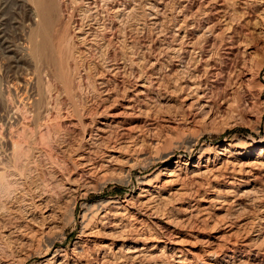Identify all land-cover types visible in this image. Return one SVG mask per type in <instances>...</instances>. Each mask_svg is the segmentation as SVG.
<instances>
[{
	"label": "rangeland",
	"instance_id": "obj_1",
	"mask_svg": "<svg viewBox=\"0 0 264 264\" xmlns=\"http://www.w3.org/2000/svg\"><path fill=\"white\" fill-rule=\"evenodd\" d=\"M73 1L58 0L67 39L63 70L54 72L21 49L25 8L0 0V264H44L57 250L53 264H221L208 253L234 246L240 254L230 264H264V172L253 185L231 171L252 164L264 143V0H99L91 21L87 2ZM86 32L92 37L84 40ZM29 77L38 80L34 90L26 88ZM195 78L200 90L191 91ZM137 79L148 87L138 98L142 115L103 135L96 159L84 152L104 164L90 176L73 151L82 137L73 106L120 112L139 92ZM252 146L255 155L242 159ZM115 147L127 156L106 167L100 157ZM221 149L230 151L222 156ZM227 162V173L195 178L194 165L204 171ZM169 171L181 178L174 186L164 184ZM144 183L158 188L150 205L151 197H141ZM110 199L129 200L115 229L103 228L90 209ZM140 248L147 254L131 260L129 251Z\"/></svg>",
	"mask_w": 264,
	"mask_h": 264
},
{
	"label": "bare ground",
	"instance_id": "obj_2",
	"mask_svg": "<svg viewBox=\"0 0 264 264\" xmlns=\"http://www.w3.org/2000/svg\"><path fill=\"white\" fill-rule=\"evenodd\" d=\"M76 1V0H75ZM75 1H73V2H75ZM81 1H83V0H81ZM86 2H87V4L85 3V2H83V3H85V5H87L86 7L87 8H89L88 10H90V12H91V15L88 17L90 20L89 21H91V18H94V14H96V11H97V7H96V4H97V2L99 1V0H85ZM154 1V0H153ZM156 1H158V0H156ZM187 1H189V0H187ZM203 1V0H202ZM216 1V0H215ZM70 2V1H69ZM104 2H106L107 4L106 5H108L109 4V6H110V3H109V0H104ZM160 2V1H159ZM207 2V1H206ZM18 3H20V5H22L24 8H25V16H26V18H28V23L25 25L26 26V29H27V31H26V37L24 36V37H22V41H24V44H23V47L21 48L22 50H23V52H25V54L32 60V61H34L35 60V62L37 61L41 66H42V63H49V64H51L52 66H53V68H54V72L57 70L58 71V68L60 69V67L62 66L61 65V61H62V56L60 55L61 54V48L63 47L62 46V44L63 43H65V40L67 39V37H66V28L67 27H65V25L62 23V15L60 14V4H59V2H58V0H18ZM79 3V2H78ZM78 3H74V4H78ZM162 3V2H161ZM160 3V4H161ZM164 3V2H163ZM264 3V2H263ZM63 4V3H62ZM65 4V3H64ZM209 5L211 4V3H208ZM73 5V4H72ZM80 5V4H79ZM207 6V5H206ZM5 7H8V3L7 2H5ZM77 7V6H76ZM85 7V6H84ZM79 8V7H78ZM74 9H76V8H74ZM109 9V8H108ZM121 9V8H120ZM127 9V8H126ZM149 9V8H148ZM87 10V11H88ZM111 10V9H110ZM117 10V9H116ZM105 11V10H104ZM120 11V10H119ZM123 10H121L120 12H122ZM162 11V10H161ZM85 12V11H84ZM88 13V12H87ZM199 13V12H198ZM219 13V12H218ZM83 14V13H82ZM85 14V13H84ZM90 14V13H89ZM153 14V13H152ZM88 15V14H87ZM99 15V14H98ZM157 15V14H156ZM160 15V14H159ZM73 16V15H72ZM157 16H155L154 18H152V20L154 19V20H157V18H156ZM160 17V16H159ZM206 17V16H205ZM84 18H85V15H84ZM95 18H98V17H95ZM83 19V18H82ZM151 19V18H150ZM162 19V18H161ZM94 20H98V19H94ZM107 20V19H106ZM73 21V20H72ZM86 21V20H85ZM103 21V20H102ZM96 22H98V21H96ZM79 23V22H78ZM83 23V22H82ZM158 23V22H157ZM160 23V22H159ZM150 24H152V23H150ZM98 25V24H97ZM159 25V24H158ZM89 26V25H88ZM84 27V26H83ZM83 27H82V29H83ZM94 27V26H93ZM212 27V26H211ZM90 28V27H89ZM79 29V28H78ZM88 29V28H87ZM86 29V30H87ZM206 29V28H205ZM208 29V28H207ZM84 30V29H83ZM91 30V29H90ZM77 31V30H76ZM78 31H80V29L78 30ZM89 31V30H88ZM177 31H179V30H177ZM83 32V31H82ZM84 32H85V30H84ZM92 32V31H91ZM94 32V31H93ZM209 32H210V30H209ZM81 33V32H80ZM79 33V34H80ZM25 34V33H24ZM86 34V35H85ZM83 36L84 37H86L84 40H86V39H88L89 37H92V36H89V33H85ZM101 34V33H100ZM204 35V34H203ZM94 36H95V34H94ZM93 36V37H94ZM176 36V35H175ZM178 36V35H177ZM96 37V36H95ZM100 37V36H99ZM5 38V37H4ZM2 39V38H1ZM82 39V38H81ZM92 38H90V40H91ZM95 39V38H94ZM93 39V40H94ZM177 39V38H176ZM83 40V41H84ZM3 41V40H2ZM92 41V40H91ZM90 41V42H91ZM88 41H86V43H87ZM90 42H88V43H90ZM6 43H7V41H6ZM85 43V42H84ZM93 43V42H92ZM94 43H95V40H94ZM193 43V42H192ZM12 44V43H11ZM178 44H180V42L178 43ZM181 44H182V42H181ZM180 44V45H181ZM184 44H186V43H184ZM97 45V44H96ZM176 45V44H175ZM183 45V44H182ZM62 46V47H61ZM95 46V45H94ZM187 46V47H186ZM11 47V46H10ZM61 47V48H60ZM185 47H186V49L187 50H189V52L191 51V53L193 52L194 53V45L193 44H188V45H185ZM197 47V46H196ZM86 48V47H85ZM90 48V47H89ZM178 49V48H177ZM177 49H175V52H176V54H178L177 52H180L178 55L180 56V55H182V50H183V48L182 47H180V49L179 50H177ZM89 50V49H88ZM11 52H12V50H10ZM63 51V50H62ZM197 51V50H196ZM8 52V51H7ZM174 52V53H175ZM173 53V52H172ZM186 53H188L187 51H186ZM196 53V52H195ZM64 54V53H63ZM190 54V53H189ZM101 55V54H100ZM65 56V55H64ZM177 56V55H176ZM103 57V56H102ZM166 57V56H165ZM160 58V57H159ZM208 59V58H207ZM30 60V61H31ZM202 60V59H201ZM63 61H64V59H63ZM34 62V63H35ZM63 63V62H62ZM156 63V62H155ZM154 63V64H155ZM39 64H36V66L37 65H39ZM48 64V65H49ZM154 64H153V66H154ZM44 65V64H43ZM111 65V64H110ZM114 65V64H113ZM152 65V64H151ZM52 66H48L47 67V64H46V67H47V69H49V67H52ZM152 66V67H153ZM44 68H45V66H43ZM113 67V66H112ZM36 68V67H35ZM56 69V70H55ZM94 69V68H93ZM115 69V68H114ZM117 69V68H116ZM115 69V70H116ZM45 70H46V68H45ZM62 70H63V66H62ZM113 70V69H112ZM213 70V69H212ZM48 71V70H47ZM49 71H50V69H49ZM59 71H61V70H59ZM58 71V72H59ZM95 71V70H94ZM108 71H110L109 69H108ZM118 71V70H117ZM116 72V71H115ZM36 73H38V72H36ZM61 73V72H60ZM59 73V75H61L62 76V73L60 74ZM55 74V73H54ZM114 74V73H113ZM112 74V75H113ZM141 75V74H140ZM53 76H55V75H53ZM56 76H57V74H56ZM55 76V77H56ZM64 76V75H63ZM197 76V75H196ZM58 77V76H57ZM204 77V76H203ZM30 78V77H29ZM143 78V77H142ZM149 78V77H148ZM31 79V78H30ZM58 79H60L59 77H58ZM62 79H63V77H62ZM35 80V79H34ZM64 80V79H63ZM62 80V81H63ZM131 80V79H130ZM59 81V80H58ZM134 81V80H133ZM137 81H138V83H139V85H138V90H139V92L135 95L134 94V97H130V99H128L127 100V103L122 107V111H120V112H115V111H113L112 109H110V107L111 106H113V105H111V106H109L108 105V107H106L104 110H99V109H97L96 107V109L95 110H91L92 108H90V109H87L85 106L83 107H75L76 105H75V103H73L75 106H73L74 108L73 109H75L74 110V112H73V114L74 115H76L75 117L77 118V123L79 124V126L82 128V137H81V140H79V142H80V144L76 147V148H74V150L73 151H75L76 153H79L78 154V156L77 157H79V159H77V160H81V165L83 166H85L86 168H89V170L87 169V173H88V171H90L91 173V175L90 176H92V174L94 173V175L95 174H98V172H100V170L101 169H104L103 168V165L104 164H102V165H100L99 167H97V165H95V164H97L98 162L100 163V161H98V162H94V160L93 159H89V160H87L86 158H88L89 156H95L96 155V151H101V149H99V150H97V147L100 145V142H102V140L104 139L103 138V135H108V136H111V128L113 127V126H115V125H122V124H124V122H126L127 120H130V119H133V118H136V117H140L141 115H142V112L143 111H141V109H139L138 108V98H141V97H143L144 95H145V92L147 91V89H148V87H147V85L140 79V80H138L137 79ZM64 82V81H63ZM67 83V82H66ZM70 83V82H69ZM156 83V82H155ZM190 88H191V91L193 90V91H198V90H200V84H198V82H197V79L195 78V79H193V80H191L190 82ZM32 86V88H33V90H34V87L36 86V85H39V83H38V80H36V84H34L33 83V78L31 79V81L29 82V83H27V85H26V88L28 87V86ZM63 85V84H62ZM99 85V84H98ZM160 85V84H159ZM64 86V85H63ZM94 86V85H93ZM39 88H40V86H38ZM153 87V86H152ZM64 88V87H63ZM95 88V87H94ZM101 88V87H100ZM182 88V87H181ZM38 89V88H37ZM65 89V88H64ZM66 89H70L71 90V87L69 88L68 86H66ZM96 89V88H95ZM135 89V88H134ZM36 90V89H35ZM69 90V91H70ZM159 90V89H158ZM37 91H40V90H37ZM93 91H95V90H93ZM97 91V90H96ZM106 91V90H105ZM136 91V90H135ZM183 91V90H182ZM67 92V91H66ZM72 92V91H71ZM117 92V91H116ZM43 93V92H42ZM97 93V92H96ZM105 93V92H104ZM127 93V92H126ZM194 93H197V92H194ZM193 93V94H194ZM66 95H68L67 93H66ZM195 95V94H194ZM40 96V95H39ZM102 96V95H101ZM106 98L107 99H110V92H107L106 93ZM146 96V95H145ZM205 97V96H204ZM71 98V97H70ZM113 98V97H112ZM201 98V97H200ZM202 98H203V96H202ZM116 99V98H115ZM119 99V98H118ZM108 101V100H107ZM106 101V102H107ZM115 101H117V100H115ZM148 101V100H147ZM198 101V100H197ZM140 102H141V100H140ZM139 102V103H140ZM94 103V102H93ZM103 103V102H102ZM84 104V103H83ZM101 104V103H100ZM94 105V104H93ZM148 105V104H147ZM194 105V104H193ZM89 107V106H88ZM72 109V110H73ZM73 116V115H72ZM85 121H90L91 122V125H92V127H88L89 125L87 124V123H85ZM122 127V126H121ZM121 127H120V129H121ZM126 129V128H125ZM122 130V129H121ZM127 130H128V128H127ZM126 130V131H127ZM123 131V130H122ZM113 132V131H112ZM118 132V131H117ZM120 133V132H119ZM131 133V132H130ZM114 134H116V132L114 133ZM121 134V133H120ZM128 135V134H127ZM122 135H120V137H121ZM116 137V136H115ZM105 139H106V137H105ZM108 140V139H107ZM110 140H112L113 141V139H111L110 137H109V142H110ZM119 140V139H118ZM117 140V141H118ZM134 140V139H133ZM116 141V142H117ZM121 142H123L122 140H121ZM119 143H120V141H119ZM129 143H130V141H129ZM128 143V144H129ZM103 144V143H102ZM105 144V143H104ZM113 144V143H112ZM111 144V145H112ZM110 145V144H109ZM121 146H123V145H121ZM228 147H231L232 145H227ZM109 148H111L110 146H108ZM227 147V148H228ZM253 147V149H249L247 152H244L243 154H242V156H241V158L242 159H246V158H250V157H252V156H254L255 155V150H254V146H252ZM103 149V148H102ZM106 150H107V156L103 153V155L100 157V158H102L103 160H102V162L103 163H105V165H106V167H114V166H120L119 164V158H121V156H127V153H128V150L126 149V148H123V147H115V148H112V149H107V148H105ZM135 151V150H134ZM221 151H222V153H219V154H221L222 156L224 155V153L225 152H229L230 150H227V149H221ZM259 153L260 154H258V155H256L255 156V159H254V161L252 162V164H242V165H240V167L238 168V169H236V167L235 166H233V165H229V163L227 162V163H224V164H222L223 166H221V167H219V168H217V169H211V168H209V167H207V166H204V168H206L204 171H201V169L199 170V166L197 165H194V168H197V172H196V175H195V178H201L202 176L204 177L205 175H209V176H214L215 174H218V172L220 173V171H225L226 170V173H227V168L228 167H226V165H229V166H233L232 168H231V171H232V173L234 172H237L236 174H238V175H242V174H246V179L247 180H250L251 182H252V184L254 185V184H256V178L257 177H253V175H255V176H257L256 174H257V172H259V171H263L264 172V143L262 144V147L259 149ZM84 152H86L85 153V155H89L88 157L87 156H84ZM81 153V154H80ZM97 157H99V155L97 156ZM93 158V157H92ZM99 158V159H100ZM164 158H166V156L164 157ZM163 158V159H164ZM95 159H96V156H95ZM98 159V158H97ZM104 160H106L105 162H104ZM95 163H93V162ZM123 161V160H122ZM118 162V163H117ZM121 162V161H120ZM208 163L210 162V161H207ZM78 164H79V162H78ZM122 164H124V163H122ZM121 164V165H122ZM199 164V163H198ZM210 164V163H209ZM76 165H77V163H76ZM225 165V166H224ZM238 165V164H237ZM236 165V166H237ZM75 166V165H74ZM81 166V167H82ZM77 167V166H76ZM80 167V166H79ZM127 167H129V166H127ZM78 168V167H77ZM101 168V169H100ZM79 169H81V168H79ZM108 169V168H107ZM180 168H177V170H179ZM223 169V170H222ZM225 169V170H224ZM82 170V169H81ZM105 170V169H104ZM166 170H167V168H166ZM86 171V170H85ZM107 171V170H106ZM230 172V171H229ZM86 173V174H87ZM103 173V172H102ZM106 173V172H105ZM77 174V173H76ZM79 174V173H78ZM231 174V173H230ZM81 175V174H80ZM88 175V174H87ZM164 175H166V173H164ZM220 175H222V174H220ZM235 175V174H234ZM86 176V175H85ZM167 177H168V179H166V182L164 183V184H166L167 186H174L175 184H177L178 183V181L181 179H179V177L177 176V175H175V172L174 171H169V173H167V175H166ZM81 177V176H80ZM79 177V178H80ZM194 177V176H193ZM192 177V178H193ZM216 177V176H215ZM224 177V176H223ZM227 177V176H226ZM65 178V177H64ZM85 178V177H84ZM100 178L101 179H99L100 181H102V182H104V180L105 179H107V175L106 174H104V175H102V174H100ZM217 178V177H216ZM221 178V177H220ZM76 179V178H75ZM74 179V180H75ZM80 179H82V178H80ZM88 179H89V177H88ZM94 179V178H93ZM202 179V178H201ZM200 179V180H201ZM213 179V178H212ZM235 179V178H234ZM233 179V180H234ZM259 179H261V178H257V180L259 181ZM76 181V180H75ZM74 181V182H75ZM80 181H82V180H80ZM99 181V182H100ZM218 181V180H217ZM227 181V180H226ZM236 181H238V179L236 180ZM71 182V181H70ZM79 182V181H78ZM238 182H240V181H238ZM77 182H75V184H76ZM80 183V182H79ZM148 183V182H147ZM147 183H144V188H142V190H141V197L142 198H145V199H147V198H150L151 197V199L149 200H147L148 201V203L147 204H149L150 205V203L152 202V196L150 195V192H151V188H157V187H153V185H150V184H147ZM69 184H72V183H69ZM74 184V183H73ZM192 184V183H191ZM232 184V187H233V185H234V183H231ZM78 185V184H77ZM262 185V184H261ZM263 185H264V183H263ZM88 186V185H87ZM91 186V185H90ZM164 186V185H163ZM75 187V186H74ZM93 187V186H92ZM98 187V186H97ZM254 187H256V186H254ZM253 187V188H254ZM71 188V187H70ZM69 188H67V190H68ZM72 189V188H71ZM78 189V188H77ZM88 189V188H87ZM158 189V188H157ZM184 189V188H183ZM234 189V188H233ZM73 190H75V188L73 189ZM72 190V191H73ZM179 190V189H178ZM77 191V190H76ZM81 191V190H80ZM231 191V190H230ZM229 191V192H230ZM234 191V190H233ZM71 192V191H70ZM75 192V191H74ZM79 192V191H78ZM84 192V191H83ZM181 192V191H180ZM236 192V191H235ZM73 193V192H72ZM218 193V192H217ZM230 193H232V192H230ZM234 193V192H233ZM247 193V192H246ZM76 194V193H75ZM219 194V193H218ZM222 194V193H221ZM250 194H253V193H250ZM80 195H81V193H80ZM83 195V194H82ZM223 195V194H222ZM231 195V194H230ZM229 195V196H230ZM236 195V194H235ZM241 195H243L244 196V194H241ZM240 195V197H242ZM255 195V194H254ZM84 196V195H83ZM86 196V195H85ZM191 196V195H190ZM233 196V195H232ZM249 196V195H248ZM75 197H76V195H75ZM74 197V198H75ZM82 197V196H81ZM140 197V196H139ZM159 197V196H158ZM163 197V196H162ZM240 197H239V199H240ZM253 197V196H252ZM154 198V197H153ZM87 199V198H86ZM159 199V198H158ZM161 199V198H160ZM159 199V200H160ZM173 199V198H172ZM238 199V198H237ZM242 199V198H241ZM248 200H249V198H247ZM246 198L244 199V201L245 200H247ZM255 199V198H254ZM213 200V199H212ZM129 201V200H128ZM128 201H126V200H124V201H120L119 199H117V200H108V201H106V202H102V201H99L98 202V204H93L91 207H90V209L92 208H96L95 209V212H94V218H96L97 219V221L99 222V224L103 227V228H106V227H109V228H113V227H115V228H117V226H119V225H121V223H119L120 221H118L116 218H118V217H120V213H122V212H125V211H127V207H128ZM165 201V200H164ZM210 201V200H209ZM227 201V200H226ZM234 201H236V200H234ZM250 201V200H249ZM154 202V201H153ZM233 202V201H232ZM253 202V201H252ZM251 202V203H252ZM156 203V202H155ZM158 203V202H157ZM217 203H219V202H217ZM216 203V204H217ZM226 203H228V202H226ZM234 203V202H233ZM133 204V203H132ZM146 204V205H147ZM220 204H221V202H220ZM259 204V203H258ZM85 205V204H84ZM148 205V206H149ZM224 205V204H223ZM230 205V204H229ZM235 205V204H234ZM234 205H231V207H233ZM239 205V204H238ZM241 205V204H240ZM245 205V204H244ZM243 205V206H244ZM86 206V205H85ZM85 206H84V208H85ZM154 206V205H153ZM155 206H156V204H155ZM256 206V205H255ZM143 207V206H142ZM230 207V206H229ZM134 208V207H133ZM149 208V207H148ZM241 208V207H240ZM90 209H88V210H90ZM129 209V208H128ZM239 209V208H238ZM242 209V208H241ZM244 209V208H243ZM87 210V209H86ZM150 210V209H149ZM216 210V209H215ZM230 210H232L231 208H230ZM91 211V210H90ZM113 211V212H112ZM89 212V211H88ZM92 212V211H91ZM90 212V213H91ZM120 212V213H119ZM146 212V211H145ZM228 212V211H227ZM236 212V211H235ZM239 212V211H238ZM247 212V211H246ZM114 213V214H113ZM130 213V212H129ZM230 213V212H229ZM118 214H120V215H118ZM151 214V213H150ZM42 215V214H41ZM87 215V214H86ZM30 216V215H29ZM123 216H124V213H123ZM122 216V217H123ZM244 216V215H243ZM35 217V216H34ZM32 218V217H31ZM28 219V218H27ZM121 219H123V218H121ZM125 219H126V217H125ZM258 219V218H257ZM216 220V219H215ZM28 221H29V219H28ZM31 221V220H30ZM35 221V220H34ZM112 221V222H111ZM124 221V220H123ZM264 221V220H263ZM18 222V221H17ZM32 222V221H31ZM118 222V223H117ZM251 222V221H250ZM254 222V221H253ZM26 223V222H25ZM252 223V222H251ZM257 223V222H256ZM263 223V222H262ZM37 224V223H36ZM97 224V223H96ZM172 224V223H171ZM231 224V223H230ZM234 224V223H233ZM99 225V226H100ZM224 226V225H223ZM231 226V225H230ZM86 227H87V225H86ZM85 227V228H86ZM120 227V226H119ZM233 227V226H232ZM85 228H83V231H84V229ZM97 228V227H96ZM115 228H113V229H115ZM225 228H226V226H225ZM264 228V227H263ZM263 228H262V230H263ZM120 229V228H119ZM15 230V229H14ZM86 230H88V228L86 229ZM90 230H92V229H90ZM16 231V230H15ZM14 231V232H15ZM97 231V230H96ZM99 231V230H98ZM17 232H19V231H17ZM120 233L122 232L121 231V229H120V231H119ZM119 232H118V234H119ZM263 232V231H262ZM16 233V232H15ZM20 233V232H19ZM87 233V235L89 236V238H94L93 236L94 235H92L94 232L92 231V232H90V231H87L86 232ZM100 233V232H99ZM258 233V232H257ZM256 233V234H257ZM13 234V233H12ZM114 234H116V233H114ZM117 234V235H118ZM111 235V234H110ZM122 235V234H121ZM18 236V235H17ZM25 236H27L26 234H25ZM24 236V237H25ZM257 236H258V234H257ZM20 237H22V236H20ZM111 236H109V238H110ZM114 239H115V237H113ZM116 238H117V236H116ZM17 240H18V237L16 238ZM28 239V238H27ZM119 239V238H118ZM222 239H223V236H222ZM120 240H122L121 239V236H120ZM214 240H216V241H218L219 242V240H220V237H216ZM177 243V242H176ZM175 243V244H176ZM212 243V242H211ZM218 243H216V245H217ZM220 244V243H219ZM18 245V244H17ZM54 245L55 244H51L49 247H48V249L46 250L47 252L48 251H50L51 252V250L53 249V247H54ZM109 245L108 244H104L103 245V248H106V247H108ZM220 246V245H219ZM102 248V247H101ZM155 248L156 247H154L153 246V248L151 249V250H155ZM221 248V247H220ZM109 249V248H108ZM102 250V249H101ZM143 248L141 249L140 248V250H138V251H136V250H134V251H132V252H130L129 251V255L131 256V260H133V259H140L139 257H143L145 254H147V253H145L144 254V252H143ZM146 250V249H145ZM181 250V249H180ZM230 250V249H229ZM176 251V250H175ZM215 251V250H214ZM46 255H45V257L44 258H47L48 257V254L47 253H45ZM240 253H239V250L237 249V247L236 246H234L233 247V250H232V252L230 253L229 252V254L226 252V253H222V252H220V251H218V252H213V251H211V252H209L208 253V255L212 258V259H215V260H217V259H219L218 260V262L219 261H221V264H230V262H229V260H233V259H235V256L236 255H239ZM61 256V254H60V252H58V250L57 251H55V253H54V255L51 257V258H48V259H46L44 262V264H53V262L56 260V259H58L59 257ZM149 256V255H148ZM157 256V255H156ZM150 257V256H149ZM113 258V257H112ZM144 258V257H143ZM145 258H146V256H145ZM149 259V258H148ZM151 259H152V257H151ZM154 259H156V258H154ZM144 260V259H143ZM142 260V261H143ZM157 260V259H156ZM120 261V260H119ZM138 261H140V260H138ZM178 262V261H177ZM119 263V262H118ZM139 263V262H138ZM242 263V262H241ZM240 263V264H241ZM61 264V263H60ZM245 264V263H244Z\"/></svg>",
	"mask_w": 264,
	"mask_h": 264
}]
</instances>
